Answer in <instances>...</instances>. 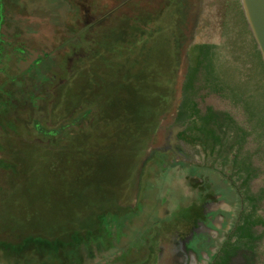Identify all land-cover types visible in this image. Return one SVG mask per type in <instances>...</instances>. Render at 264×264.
Here are the masks:
<instances>
[{"label":"rangeland","instance_id":"1","mask_svg":"<svg viewBox=\"0 0 264 264\" xmlns=\"http://www.w3.org/2000/svg\"><path fill=\"white\" fill-rule=\"evenodd\" d=\"M0 23V242L85 239L70 264L208 262L246 200L236 149L208 157L178 137L196 47L219 82L200 74L194 101L250 132L251 191L264 187L247 109L264 114V73L240 1L0 0ZM32 79L44 90L28 103Z\"/></svg>","mask_w":264,"mask_h":264},{"label":"trees","instance_id":"2","mask_svg":"<svg viewBox=\"0 0 264 264\" xmlns=\"http://www.w3.org/2000/svg\"><path fill=\"white\" fill-rule=\"evenodd\" d=\"M0 40L2 41L1 37ZM20 50L23 52L22 48ZM209 52L207 45L196 47L191 52V67L183 88L182 108L187 120L184 129L178 133V137L189 144L198 145L208 157L216 158L224 155L227 157V153L236 149L233 172L241 180L238 190L244 189L245 191L246 207L239 213L225 241L213 255L209 264H255L259 257L258 247L264 238V233H259L256 230L257 226H264V215L259 213L264 200V187L259 188L256 192L251 191V181L259 175L260 169L252 164L249 156L242 154L243 146L250 132L237 123L227 111L215 109L210 105L201 109L194 101L198 92L196 83L200 74L207 84L216 85L219 82L212 77L213 68L210 62H207ZM253 57L256 58L258 66L264 73L259 51L253 52ZM40 61L37 59V63ZM36 83L35 79L27 80V88L21 83V86L24 87L20 90V94L24 95L25 99L29 95V98L26 99L28 103L33 101L37 94H40V90H44L41 89V87L44 88V85L41 86L42 82L39 81L38 86ZM244 92L245 90L240 91L236 96L238 95L240 98L244 96ZM7 93L9 94V92ZM4 100L8 104L9 99ZM15 101V103L21 102L20 100ZM247 109L250 116L256 118L258 125L260 124L259 126L262 128L264 114L257 103L248 104ZM106 223L107 221L103 222L105 225ZM103 229L108 230L105 226ZM80 244L88 245L85 239L69 243L49 241L40 237L26 239L21 244L0 242V262L4 264H70L73 263L71 254L80 248Z\"/></svg>","mask_w":264,"mask_h":264},{"label":"water","instance_id":"3","mask_svg":"<svg viewBox=\"0 0 264 264\" xmlns=\"http://www.w3.org/2000/svg\"><path fill=\"white\" fill-rule=\"evenodd\" d=\"M264 66V0H239Z\"/></svg>","mask_w":264,"mask_h":264},{"label":"flooded vegetation","instance_id":"4","mask_svg":"<svg viewBox=\"0 0 264 264\" xmlns=\"http://www.w3.org/2000/svg\"><path fill=\"white\" fill-rule=\"evenodd\" d=\"M237 218H238V217H237ZM236 220H237V219H236ZM236 220H235V221H236ZM235 221L231 222V225L228 226V228H227V233H226V237H227V235H228V232H229L231 226L234 224ZM226 237L221 241V243L219 244V246L217 247V249L215 250V252L213 253V255H214V254L217 252V250L220 248L221 244L225 241ZM213 255L211 256V259H210L208 262H206L205 264H209V263H210V261L212 260Z\"/></svg>","mask_w":264,"mask_h":264}]
</instances>
